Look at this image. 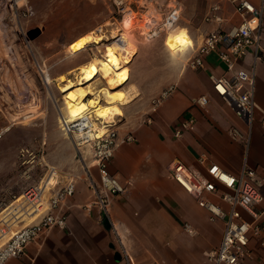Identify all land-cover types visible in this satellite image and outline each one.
I'll use <instances>...</instances> for the list:
<instances>
[{
  "label": "crops",
  "instance_id": "0c3cea01",
  "mask_svg": "<svg viewBox=\"0 0 264 264\" xmlns=\"http://www.w3.org/2000/svg\"><path fill=\"white\" fill-rule=\"evenodd\" d=\"M252 1L260 4V0ZM212 2L181 0L178 3L179 11L182 9L183 12L181 22L191 30L196 42L211 31L230 30L241 23L240 15L229 0L221 1L219 13L223 17L222 21H208L206 17L205 21L203 11L208 9L209 12ZM170 34L179 43L175 51L189 42L188 37L177 34L175 28L168 32L166 40ZM82 35L75 34L69 45ZM262 41L264 45V36ZM261 57L256 64V99L264 108V52ZM253 59V53H249L247 59L238 62L237 68L249 69ZM204 61V67L198 69L179 61V70L172 82L176 90L159 104L160 110L153 115V122L140 123L134 131L136 141L122 142L117 147L110 170L124 183L130 184L126 193L112 198L109 214L93 204L94 190L87 180L90 174L99 181L98 168L84 170L76 166L73 171L80 179L76 183L75 194L65 204L67 226L50 229L31 242L22 256L12 257L5 264H122L124 249L139 264L155 261L160 264H212L208 252L219 245L224 221L209 220L208 211L168 171L170 163L177 158L205 172L199 160L203 155L207 164L216 162L233 173H237L243 163L244 145L232 139L229 129L232 126L244 129L245 125L215 92L210 79L213 73H226V67L217 51L206 55ZM93 64L94 59L85 64L74 59L64 63L56 75L60 77L73 71L77 73L81 66ZM150 71L154 72L155 69ZM95 81L92 84L96 90ZM153 91H159V87ZM117 95L116 101H128L123 97L124 94L118 92ZM202 95L208 97L205 107L197 104ZM98 96L102 102L99 93ZM107 99L110 101V98ZM109 101L102 103L104 108H91L96 109L95 112L102 117V112L110 105ZM67 109L75 115L69 105ZM188 115L196 117L195 127L182 137H175V125ZM50 128L40 132L39 147L35 149L44 158L61 155L62 148L58 143L64 139V133ZM10 130L12 127L7 133ZM129 130V127L118 130L119 136L124 137ZM7 133L3 138H7ZM248 160L252 166L264 172V125L260 113L254 121ZM29 184L24 187L14 183L3 191L6 196L18 197ZM216 201L224 204L217 197ZM245 216L252 220L247 213ZM186 223L194 227L196 234L192 235L186 230ZM261 241H264V232L259 237L251 238V256L246 258L245 264H264V244Z\"/></svg>",
  "mask_w": 264,
  "mask_h": 264
},
{
  "label": "built area",
  "instance_id": "2783aa9c",
  "mask_svg": "<svg viewBox=\"0 0 264 264\" xmlns=\"http://www.w3.org/2000/svg\"><path fill=\"white\" fill-rule=\"evenodd\" d=\"M21 1H24L20 4ZM181 0H172L173 6L164 18V26L171 27L180 19L178 3ZM221 1L213 0L210 5L206 20L222 21L220 15ZM235 11L241 17V23L230 30H214L209 32L203 42L195 49V54L190 58V65L202 68L205 56L217 51L219 59L226 67V73L217 75L213 73L210 79L213 89L233 109L237 117L244 123L245 128L232 126L229 129L233 140L244 145V159L237 173L230 172L216 162L206 163L203 155L199 160L205 167V172L193 167L181 159H174L168 171L184 189L196 197L198 204L208 211L209 220L224 221V230L218 246L208 252L212 264H245L247 257L251 256L249 243L252 237H259L264 232V172L249 163L248 155L252 142L253 125L258 113L264 125V108L256 99V64L264 52V0L260 4L252 0H229ZM10 8L19 17H29L34 11L28 0H8ZM118 6H124V0L116 1ZM120 8V7H119ZM253 53L254 59L249 69L237 68L240 60L247 59ZM176 90L175 85L167 87L159 97L153 99L156 107ZM208 97L202 95L197 104L205 107ZM156 107L154 110H156ZM153 116L146 119L152 123ZM98 120L91 111H86L78 116H71L68 111L60 112L59 125L63 133L74 141L77 147L87 145L92 149L96 165L99 170L97 182L90 174L88 183L94 190L93 204L104 213L109 214L112 198L128 191L130 182L124 183L110 170V163L117 147L122 142L136 141V135L130 131L124 137L119 136L116 120L105 122V131L100 133L95 128ZM196 117L188 115L179 120L174 127V136L179 138L188 130L195 127ZM10 126L0 130V139L9 130ZM18 157L24 174H28L37 165H44L45 158L38 151L29 147H21ZM46 172L38 182L30 183L24 192L6 207L12 206L9 211V220L0 225V240L7 237L0 245V264L12 257H20L26 252V247L36 241L43 234L54 227L65 228L68 222V213L65 204L68 198L76 191V183L80 179L75 174H67L60 178L59 170L54 165L45 164ZM31 177V174H28ZM47 193L49 195H47ZM219 198L224 204L216 201ZM16 202H19L17 205ZM3 205V202L0 203ZM262 206L261 208H259ZM39 215L36 219L13 229L16 220L24 221L28 212L36 210ZM252 220L246 218L245 214ZM12 220V221H10ZM186 230L194 235L196 230L190 223L185 224ZM264 244V241H261ZM122 264L136 263L126 249L123 250ZM143 264H160L150 262ZM257 264H262L258 262Z\"/></svg>",
  "mask_w": 264,
  "mask_h": 264
},
{
  "label": "rangeland",
  "instance_id": "374dc122",
  "mask_svg": "<svg viewBox=\"0 0 264 264\" xmlns=\"http://www.w3.org/2000/svg\"><path fill=\"white\" fill-rule=\"evenodd\" d=\"M116 1L28 0L34 13L29 17H19L10 8L8 0H0V130L12 127V130L6 132L7 138L0 139V203L3 202L0 205L1 226L9 220L8 213L13 209L12 206H6L14 197L6 196L3 191L9 185L16 183L25 187L28 183L38 182L47 170L45 164L56 165L60 178L67 174L77 175L73 171L76 166L84 170L98 168L92 149L87 145L77 147L64 134V139L58 143L62 148L61 155L45 157L44 165H37L29 171L31 177L24 174L20 165L19 149H37L40 132L52 127L50 129L63 133L59 115L61 111L67 112V104L65 93L61 91L64 82L60 81L56 72L64 63L79 59L85 64L112 48L111 45L118 38L116 36L122 33L120 37L128 36L136 48L135 56L129 64L130 80L120 89L128 101L112 103L122 107V113L115 117L116 128L120 130L129 127L134 133L140 123L147 124L146 119L159 112L160 106L156 107L153 99L172 85L179 70V61L190 64L188 58L194 56L195 49L203 40L201 38L196 42L191 30L184 27L181 19L171 27L164 26L165 15L173 6L172 0H124V6H118ZM128 9H131V19L135 22L133 27L126 26L123 21ZM203 12L205 20L208 9ZM135 13L138 23L154 27L148 31L140 28L134 20ZM182 15L181 9L180 18ZM99 25H103L107 35L101 42L85 47L78 38L69 45L75 34L87 33ZM174 28L177 34H184L189 39L188 44L181 45L178 51L175 50L179 43L173 35L170 34L166 40L168 32ZM75 72L65 76L76 80ZM46 74L53 78L52 82L45 81ZM94 86L103 99L100 103H107L109 100L104 95L107 89L105 80L98 78ZM158 87L159 91H153ZM92 114L97 117L94 112ZM38 215L37 209L28 212L24 221L14 222L13 229L22 227ZM6 239L0 240V245Z\"/></svg>",
  "mask_w": 264,
  "mask_h": 264
},
{
  "label": "bare ground",
  "instance_id": "6f19581e",
  "mask_svg": "<svg viewBox=\"0 0 264 264\" xmlns=\"http://www.w3.org/2000/svg\"><path fill=\"white\" fill-rule=\"evenodd\" d=\"M134 20H136V24L145 31H148L151 29V27H154H149L147 25L143 26L141 25L144 24L143 22L138 23L139 19L137 18L136 13L134 15ZM123 21L128 27H133L135 25V22H133L131 19V9H128ZM121 35L115 37L118 38L111 45L112 48L106 50L102 56H97L94 58V65L81 66L80 70L77 73L75 72L77 75L76 80L67 78L65 75L60 76V81L64 82L61 88V91L65 93L64 99L67 105H69L70 108L75 111V115H73L69 109H67L68 113H70L71 116H78L88 111V109L89 111L94 112L97 116V119L100 120L97 123H94L95 128H99L100 133L105 131V122L111 121V119H113L117 114L122 113L121 106L117 105L116 103H112L113 101H116L118 92L124 94L123 97L127 98L126 94L121 92L120 89L124 85H127L130 80L131 71L129 69V64L132 62L135 56L136 48L129 40L128 36L120 37ZM106 37L107 35L104 32L103 25H99L96 29L84 33L80 37V41L85 47H88L92 43L94 44L101 42ZM98 78H103L105 80V83L107 84L106 96L110 98V105L108 106L107 110L102 112L103 118L95 112L96 109L91 108H104V106L100 103L101 99L99 98L98 93L93 88L92 84L93 81ZM45 81L47 83L52 82L53 78L49 74H46ZM122 102L123 101H121V103ZM28 116L30 115H27V117Z\"/></svg>",
  "mask_w": 264,
  "mask_h": 264
}]
</instances>
